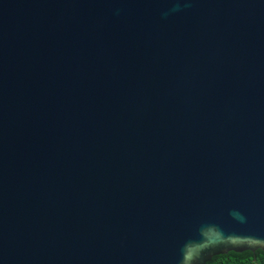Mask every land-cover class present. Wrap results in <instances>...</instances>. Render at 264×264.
I'll list each match as a JSON object with an SVG mask.
<instances>
[{
	"label": "water",
	"instance_id": "95a60500",
	"mask_svg": "<svg viewBox=\"0 0 264 264\" xmlns=\"http://www.w3.org/2000/svg\"><path fill=\"white\" fill-rule=\"evenodd\" d=\"M264 251V0H0V264Z\"/></svg>",
	"mask_w": 264,
	"mask_h": 264
},
{
	"label": "trees",
	"instance_id": "16d2710c",
	"mask_svg": "<svg viewBox=\"0 0 264 264\" xmlns=\"http://www.w3.org/2000/svg\"><path fill=\"white\" fill-rule=\"evenodd\" d=\"M206 264H264V251L228 252L211 258Z\"/></svg>",
	"mask_w": 264,
	"mask_h": 264
}]
</instances>
